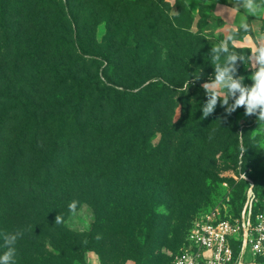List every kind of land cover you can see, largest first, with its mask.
Instances as JSON below:
<instances>
[{
  "label": "trees",
  "instance_id": "16d2710c",
  "mask_svg": "<svg viewBox=\"0 0 264 264\" xmlns=\"http://www.w3.org/2000/svg\"><path fill=\"white\" fill-rule=\"evenodd\" d=\"M159 1L0 0V254L3 234L23 230L15 264H87L89 253L100 264H167L170 235L181 239L189 215L216 197L214 155L230 159L232 149L238 167L236 117L217 108L202 117L201 85L214 74L201 65L203 39ZM241 64L236 74L251 84ZM189 90H198L195 103L175 121ZM243 148L254 217L263 162ZM239 184L237 217L249 187ZM73 200L75 212L82 205L93 212L86 231L66 224Z\"/></svg>",
  "mask_w": 264,
  "mask_h": 264
},
{
  "label": "rangeland",
  "instance_id": "374dc122",
  "mask_svg": "<svg viewBox=\"0 0 264 264\" xmlns=\"http://www.w3.org/2000/svg\"><path fill=\"white\" fill-rule=\"evenodd\" d=\"M159 2H162L160 0ZM165 3V0L163 1ZM169 4V16L172 18H179L184 19L188 18L190 20L191 29L190 32L193 35H198L203 39L204 46H203V58L201 60V65L203 69L206 71H209L210 73H214V68L211 65V60L209 56V51L212 46L217 44L219 41L224 39L228 32L221 33L222 30V18L224 17L223 13H219L217 11L218 5L221 6H228L232 7L233 4L231 3V0H176L173 4ZM226 11H229L227 9ZM243 13L244 11L241 9L239 13ZM245 13V12H244ZM264 12H261L260 15H262ZM231 16V15H230ZM229 16V17H230ZM230 20L232 19V16L230 17ZM105 35V28L103 25H100L97 28L96 31V39L97 42L101 44L102 39ZM244 37V34L241 33L240 37L237 39V41L241 40ZM231 47L236 49L239 52H245V55H248V51L250 50L248 47L244 46H238L236 43L232 44ZM167 52V50H165ZM14 53L15 56L20 54V47H14ZM242 62H237V72L239 71L238 68H240V64ZM192 68H196V70L199 69L196 65L198 62L189 63ZM243 66L242 70L243 73L251 76V69L248 66H245L244 63L241 64ZM194 68V69H195ZM247 82V81H246ZM252 82V81H251ZM186 88V87H185ZM198 90H189L187 92L188 95H190L191 99L188 103H186V106L181 104V102H177V108H176V115L174 120L177 121L178 119H183L184 115L188 112L191 104L195 103V97ZM198 94V93H197ZM216 108L218 111L221 109L224 110L225 108L221 105H217ZM227 114V113H226ZM236 118V125L238 126V145L240 146V151L243 148V146H246L248 148V155L250 158L254 159H260L262 160L263 164L258 168V173L255 172V178L257 181V186H259L260 190L264 188V126L262 127H253L250 129H243L245 126L248 125L249 121L246 120L241 114H239L238 110L232 113ZM230 114V115H232ZM174 121V122H175ZM160 133H156L154 136V139L152 141V144L156 145L160 138ZM230 155V159L225 158V153L223 152H217L214 155L213 160H211V164H213V171L214 175L217 176L220 180H222V183L218 185L219 190L216 193V197H213L214 199L209 204H201L199 208L195 211H193L189 216V220L186 222V230L183 233V235L180 237L181 239H178V241H175V238L170 235V238H172L173 242L171 246L167 248H163L162 253L165 254V256L168 258L167 264H172L173 257L178 253L180 244L185 237L188 229L191 227V225L194 222L203 220L206 216H209L213 213L219 214L216 215L217 218L221 219H228L232 220L237 218V215L234 214L239 210L240 208V202H242L245 189L243 185H240L242 180L236 179L238 178L239 173L243 174L245 173L246 176L250 179V175H252V170L249 169L250 167L244 168L243 165H241V168H234L233 164L231 163V156L233 154V150L230 149L228 151ZM242 151L239 154V158ZM243 159V158H242ZM248 166V164H247ZM233 179V183H229L228 180ZM235 195H238L239 203L237 205L238 209L234 210L232 207V203L234 202ZM247 199L245 198L246 203ZM244 206V205H243ZM94 221V215L92 210L87 207L86 205H82L76 212L70 215L68 218L66 224L67 226L73 230V231H86L89 229L91 223ZM157 254V253H156ZM148 260V259H147ZM87 262L89 264H100L98 257L93 254L89 253L87 255ZM134 264L133 262H127L126 264ZM147 264L146 260L145 263ZM244 264H264V262H257L254 259L249 258V255L247 256V259L245 260Z\"/></svg>",
  "mask_w": 264,
  "mask_h": 264
},
{
  "label": "clouds",
  "instance_id": "9594fccd",
  "mask_svg": "<svg viewBox=\"0 0 264 264\" xmlns=\"http://www.w3.org/2000/svg\"><path fill=\"white\" fill-rule=\"evenodd\" d=\"M231 3L233 4L231 8L221 10L232 9L239 12L242 9L246 15L236 28H230L227 36L212 46L209 51L214 74L201 85L207 97L201 108L202 117L204 119L211 115L219 102L229 115L243 107L246 116L256 115L257 120L264 122V33H259L255 38L252 37L248 23L249 16L257 17L264 12V0H231ZM241 33L244 34L245 43L250 46L248 55L231 47L237 42ZM238 61L251 67L252 74L249 77L252 81L251 86L243 84V76H237ZM198 79L200 75L194 77V80ZM187 88L188 82L186 90ZM230 100L231 103H229ZM244 151L245 149H242L241 159ZM77 205V201H71L68 205L69 211L74 213ZM62 222L63 217L56 215L54 223L61 224ZM23 234V230L3 234L6 251L0 254V264H15L17 254L15 246ZM101 238L99 234L96 237L97 240Z\"/></svg>",
  "mask_w": 264,
  "mask_h": 264
},
{
  "label": "built area",
  "instance_id": "2783aa9c",
  "mask_svg": "<svg viewBox=\"0 0 264 264\" xmlns=\"http://www.w3.org/2000/svg\"><path fill=\"white\" fill-rule=\"evenodd\" d=\"M243 84L251 86L244 80ZM238 109L244 114L243 107ZM244 118L252 124L259 122L256 115L244 114ZM262 124L264 126V122ZM241 156L242 153L238 161L239 168L243 163ZM236 179L249 184L247 201L239 217L221 219L216 216L219 214L213 213L194 222L182 247L173 257L172 264H244L247 255L254 260L264 259V198L261 210L253 217L252 209L257 203L253 183L245 173H239Z\"/></svg>",
  "mask_w": 264,
  "mask_h": 264
},
{
  "label": "crops",
  "instance_id": "0c3cea01",
  "mask_svg": "<svg viewBox=\"0 0 264 264\" xmlns=\"http://www.w3.org/2000/svg\"><path fill=\"white\" fill-rule=\"evenodd\" d=\"M165 1L170 3V4H173L176 0H165ZM223 8H230V7L221 6V5H218V7H217V11L219 13L224 14V17L222 18V20H223L222 28L220 29V30H222L221 33L228 32V30L230 28H236L240 24L241 20L244 19L245 15H246V13H244V12L239 13V12H236L232 9H229V11L221 10ZM230 15L232 16L233 20H230V17H231ZM248 23H249L250 28H251L252 37L255 38L259 33H264V13L262 15L257 16V17L249 16L248 17ZM236 45L242 46V47L246 46L250 49V46L245 43L244 37L241 40L237 41ZM249 68L251 69V67H249ZM251 73H252V69H251ZM247 256L245 257V260L247 259ZM249 258H251V257L249 256ZM87 264H89V263L87 262Z\"/></svg>",
  "mask_w": 264,
  "mask_h": 264
}]
</instances>
